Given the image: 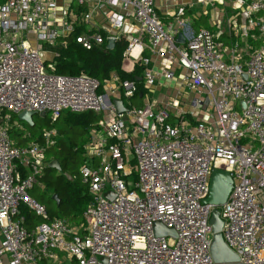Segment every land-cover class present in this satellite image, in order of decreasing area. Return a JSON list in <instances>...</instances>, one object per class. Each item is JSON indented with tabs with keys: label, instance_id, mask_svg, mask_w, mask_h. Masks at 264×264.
Wrapping results in <instances>:
<instances>
[{
	"label": "built area",
	"instance_id": "obj_1",
	"mask_svg": "<svg viewBox=\"0 0 264 264\" xmlns=\"http://www.w3.org/2000/svg\"><path fill=\"white\" fill-rule=\"evenodd\" d=\"M56 1L0 0V264H37L57 260L58 253L78 264H264V0H205L235 5L244 26L259 34L257 47L237 37L226 43L205 28L176 43L187 23L184 6L165 24L154 0H96L95 6L111 9L113 29L126 19L137 26L123 58L143 67L147 86L159 77L190 91L187 109L135 106L136 81L115 74L99 92V81L88 74L54 73L53 47H65L77 28L74 40L86 50L114 37L91 12H77L86 0H68L62 11ZM152 56L164 59L159 73ZM113 98L127 101V111L116 113ZM64 110L101 115L86 137L89 163L79 169L89 200L77 226L50 218L29 194L55 130L42 131L44 145H17L9 135L12 117L23 111L56 118ZM215 168L232 179L219 206L222 238L238 258L230 263H215L210 254L213 206L202 200ZM22 208L41 221L27 226ZM155 223L172 228L175 237L156 236Z\"/></svg>",
	"mask_w": 264,
	"mask_h": 264
},
{
	"label": "trees",
	"instance_id": "obj_2",
	"mask_svg": "<svg viewBox=\"0 0 264 264\" xmlns=\"http://www.w3.org/2000/svg\"><path fill=\"white\" fill-rule=\"evenodd\" d=\"M200 18H194L195 27L200 22ZM79 30L77 28L73 34L65 37V47H53L58 52V55L53 58L54 73L59 75L88 74L99 81V92H104V87L109 82L112 73H115L120 80H135L138 91L132 99L135 105L140 106L142 99L140 95L144 92L143 67L137 63L131 73L124 71L121 67L127 41L118 39L111 50L106 49V41L86 50L74 40V35H77ZM146 53L144 50L143 55ZM15 117L17 118V116L12 118ZM45 119L46 117L40 121L41 125L47 129H54L56 135L53 138V144L44 147L47 164L38 175L37 182L43 186L44 191L49 192L51 195L49 199H52V195L55 194L57 201H45L41 196L38 201L45 205L50 218L64 217L69 223L77 226L83 222L82 212L89 200L86 185L80 178L79 169L87 161L84 147L86 137L91 128L98 126L101 115L94 111L76 113L64 110L56 118ZM35 125L36 122L33 120L30 126L34 128ZM13 130L15 129L12 126L9 129V135L17 145H25L28 142L44 145L41 133L35 135L32 130V133L22 136L21 133ZM52 160L58 162L59 170L49 165ZM21 213L29 223L41 221L25 208H22Z\"/></svg>",
	"mask_w": 264,
	"mask_h": 264
},
{
	"label": "crops",
	"instance_id": "obj_3",
	"mask_svg": "<svg viewBox=\"0 0 264 264\" xmlns=\"http://www.w3.org/2000/svg\"><path fill=\"white\" fill-rule=\"evenodd\" d=\"M68 0H57V6L59 9L64 10L69 7L67 2ZM96 0H86L85 3L81 4L77 10V12L84 11V12H91L93 19L96 23L100 24V26L109 34L116 37L115 42L118 39H124L125 41L127 36H138L137 26L133 23L130 19H126L123 23V26L119 30L113 29L108 21V17L110 14L111 9L103 3H98L95 6ZM205 0H154V7L155 10L163 23L172 22L175 18L176 9L179 6L186 7L185 19L187 21L186 27L181 31L183 37L189 36L191 32L197 31L199 28H205L213 33L216 36H219V39L223 40L224 42H228L231 38L237 37L242 41H247L253 47L259 46L261 41L259 40L260 36L257 32L250 30L247 26L245 27V17L239 13L238 10L235 12L228 11L227 7L231 6L236 8L235 5H222V4H205ZM70 5L75 6V2L71 3ZM237 12V14H236ZM200 18V22L195 27L193 25L194 18ZM238 17L240 23L238 24ZM235 19V21L233 20ZM107 43V40H106ZM32 46H37L34 39H32ZM136 50H134L135 52ZM146 55H148V51L146 50ZM145 55V56H146ZM52 56L49 54H45V59L49 61ZM53 63V59H52ZM151 65L153 70L156 73H159L160 68L164 64V59L158 56L151 57ZM137 64L136 61L130 59H122L121 67L124 71L131 73L133 71L134 65ZM115 74L112 73L111 76ZM116 75V74H115ZM112 85V82L109 80ZM108 82V83H109ZM144 92L140 95L142 96L141 105L149 104L150 102L154 104L156 107H160L166 104L171 103H178L182 104L183 109L188 108V101L185 99L191 98L192 96H187L183 94V89L180 88L178 82H168L164 81L162 78H157L156 82L152 86H147L145 82H143ZM165 88V89H164ZM176 93V95H175ZM130 102L135 105L134 100L130 99ZM187 103V104H185ZM172 104V105H173ZM124 106H127V101H124ZM137 106V105H135ZM139 107V106H138ZM38 183V182H37ZM42 188L43 186L39 184ZM54 217V216H53ZM59 217V216H57ZM64 218V217H63ZM27 226H34L37 223H29L28 219L26 218ZM71 224V223H70ZM73 225V224H71ZM76 226V225H73ZM0 240H1V231H0ZM49 259H44L39 261L37 264H48ZM56 261V260H54Z\"/></svg>",
	"mask_w": 264,
	"mask_h": 264
},
{
	"label": "water",
	"instance_id": "obj_4",
	"mask_svg": "<svg viewBox=\"0 0 264 264\" xmlns=\"http://www.w3.org/2000/svg\"><path fill=\"white\" fill-rule=\"evenodd\" d=\"M248 1V0H246ZM184 37L181 32L177 34L175 39L176 43H182ZM115 44L114 37H108L106 43V49L111 50ZM112 104L114 105L116 113L120 114L127 111L120 98H113ZM35 112L23 111L17 115V119L25 122L26 124H33V116ZM45 113H40V117H45ZM49 165L59 170V165L56 160H52ZM232 188V179L229 172L215 168L211 171L209 183H208V194L207 197L202 200V203L213 206L209 217V224L211 226L212 240L210 243V254L215 263H230L238 260L236 254L229 249L222 238L221 227L222 219L220 218L219 206L222 205ZM52 199L57 201V196L52 195ZM154 232L156 236H173L175 232L172 228H165L160 223H155Z\"/></svg>",
	"mask_w": 264,
	"mask_h": 264
},
{
	"label": "rangeland",
	"instance_id": "obj_5",
	"mask_svg": "<svg viewBox=\"0 0 264 264\" xmlns=\"http://www.w3.org/2000/svg\"><path fill=\"white\" fill-rule=\"evenodd\" d=\"M225 7H227L228 11H231V12L232 11L233 12L236 11L234 7H231V6H225ZM242 16H243V18L245 17L244 14H242ZM234 21H235V19H234ZM236 21H235V23H236ZM238 21H239L238 22V24H239L240 21H241V20H239V17H238ZM23 37H26V35H23ZM39 43L40 44H43L42 42H39ZM31 44H32V41H31ZM44 48H46V47L44 46ZM41 56L45 59V53H44L43 50L41 52ZM109 85H111V83L110 82L109 83L107 82V84L105 85L104 89L107 90V88H108ZM183 94L184 95H187V96H192L191 92L190 91H187L186 89H183ZM175 95H176V93H175ZM189 99L190 98L185 99V101H188ZM185 104H187V103H185ZM181 107H182V105H181ZM45 117H46V119L51 118L50 113L48 112L45 115ZM43 119H44V117H40L39 114H35L33 116V120L36 122V125H35L34 128H31L32 126H30L29 124H26L25 122H22V121L18 120L16 117L15 118H12V121H11L10 125L13 126L14 129L16 127H20L21 126L22 127L21 130H17V128H16L13 131H16L17 133H21L22 136H24L26 133H32V130H33V134H35V135L38 134L39 135L40 133H42L41 130L43 131L44 129H47V128H44L45 126L44 125L42 126L41 123H40V121L43 120ZM16 123H17L18 126L15 127ZM129 158H130V165H134V163H135L134 155L133 154H130V157ZM86 163H89V160H87ZM129 179L134 180L135 179V173L133 175H130ZM43 189L44 188H41L39 186V184L36 183L33 186V188L29 190V194H30L31 197L35 198L36 200H38L39 197L41 196L43 198V200H45V201L46 200H50L51 202L55 201L53 199H49L51 195L49 194L48 191H44ZM48 264H78V263H77L76 260L68 258V256L65 255L64 253H58L57 260L56 261H54V260H48Z\"/></svg>",
	"mask_w": 264,
	"mask_h": 264
},
{
	"label": "bare ground",
	"instance_id": "obj_6",
	"mask_svg": "<svg viewBox=\"0 0 264 264\" xmlns=\"http://www.w3.org/2000/svg\"><path fill=\"white\" fill-rule=\"evenodd\" d=\"M137 49V48H136Z\"/></svg>",
	"mask_w": 264,
	"mask_h": 264
}]
</instances>
